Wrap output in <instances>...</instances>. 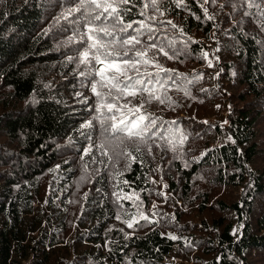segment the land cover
Returning a JSON list of instances; mask_svg holds the SVG:
<instances>
[{
	"label": "trees",
	"instance_id": "obj_1",
	"mask_svg": "<svg viewBox=\"0 0 264 264\" xmlns=\"http://www.w3.org/2000/svg\"><path fill=\"white\" fill-rule=\"evenodd\" d=\"M75 2L0 0V264H264V0L122 5L172 42L130 53L168 70L165 102H115L156 121L132 139L92 90L110 87Z\"/></svg>",
	"mask_w": 264,
	"mask_h": 264
},
{
	"label": "snow or ice",
	"instance_id": "obj_2",
	"mask_svg": "<svg viewBox=\"0 0 264 264\" xmlns=\"http://www.w3.org/2000/svg\"><path fill=\"white\" fill-rule=\"evenodd\" d=\"M162 2L163 0H152L151 6L158 8L159 3ZM204 2L208 3L210 0H204ZM130 3H133V0H76L68 8L67 16H75L76 13H80V16L76 17V20L73 22L86 21L84 25L86 32L84 35L87 37V40H82V43L86 45V50L81 57V63H86L91 68L92 59H95L97 63L104 65L94 75L104 82V86L110 87V91L107 94L97 92L96 81H93L92 90L97 95L99 104L102 107L106 105L108 113L111 114L107 117V119L114 121L110 125L111 131L123 132L129 139H132L134 137L142 138V134L146 129L156 126V121L145 115H137L140 109L144 107L143 104L137 108H128L126 104L119 105L115 102L120 100L121 97H134L137 94L145 93L148 95L149 101L151 99H158L161 103L165 102L156 93L166 83V80L160 78V73L168 70L163 69L155 61L147 58L146 50L135 51L133 55H130V53H133L135 45L142 44V37L145 35H147L148 41H152L147 47L156 49L165 55L168 54L164 51L165 48H171L172 42L165 44L161 41L157 36V32L160 31L159 27H153V25L145 23L144 20H133L125 23L124 16L130 9L124 8L122 5ZM239 3H246L249 8L258 7L257 0H239ZM133 6L135 5L133 4ZM148 6L145 5V7ZM233 7H236L235 3ZM160 14L163 15V12ZM141 15H145L146 19L155 20V17H147L144 12ZM245 15H248V13L246 12ZM167 23L170 24L171 21H167ZM134 24H138L139 27L134 28ZM172 26L176 27L175 25ZM129 29H131V32H129ZM118 47L125 49L123 53L117 50ZM177 54L173 53V55ZM204 55L207 57V53ZM124 57H128V59ZM169 58L173 57L170 56ZM122 65L127 66V68L125 69ZM138 65L157 67L158 72L141 73ZM211 66V62L209 61V67ZM133 69L136 74L128 75V71ZM110 71L120 73L124 76V79L120 80L118 76H108L107 72ZM81 75H92V73H81ZM111 89H115L120 95L113 96ZM106 95L111 96L112 99H106ZM125 108H127V112L123 111ZM97 111H100V109L98 108ZM117 113H120V115L117 116ZM128 113H131L136 119H129ZM127 226L132 228L133 224L129 223ZM171 239H176V237L173 236Z\"/></svg>",
	"mask_w": 264,
	"mask_h": 264
}]
</instances>
